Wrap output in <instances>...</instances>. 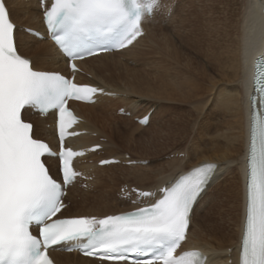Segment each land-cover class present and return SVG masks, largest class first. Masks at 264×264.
<instances>
[{
  "label": "bare ground",
  "instance_id": "bare-ground-1",
  "mask_svg": "<svg viewBox=\"0 0 264 264\" xmlns=\"http://www.w3.org/2000/svg\"><path fill=\"white\" fill-rule=\"evenodd\" d=\"M165 3L167 10L154 12L151 21L144 22L146 35L128 49L90 58L81 64L91 76V83L107 88L116 98H102L92 106L77 108L85 120L84 128L98 137L79 138L73 144L88 146L100 139L106 143L102 142V154L87 160V163L92 161V165L80 161L81 169H86L94 179L88 184L87 191H80L77 186L71 188L67 198L71 204L64 216L103 217L130 212L133 206L102 209L101 204L90 206V200L105 202L110 198L125 205L126 201L111 198L107 191L119 179L122 180L118 184L120 188L127 185L152 191L167 186L195 167L215 164L218 176L193 210L183 249L202 252L207 257V264H239L238 242L245 209L244 158L251 124L249 98L253 94L252 59L264 44V0H165ZM6 4L19 29L41 28L36 1L6 0ZM19 29L16 32L17 47L22 55L33 61L36 69L65 70L63 59L50 43L39 42ZM252 33L259 37L256 45H250ZM94 63L97 67H93ZM142 98L148 100L142 101ZM119 108L130 114L129 118L118 116L125 123L150 112L148 127L160 116L159 125L153 128L147 143L159 139L187 141L191 136L190 146L173 151L176 156L182 153V158L174 155L166 166L136 164L125 167L120 164L95 167L99 158L129 155L114 150L112 154L107 153L106 144L115 146L116 140L124 142L125 133L133 137L131 129L111 127V134L106 135L103 128L98 127V122L101 123L98 118H107L109 110ZM199 118H204V122H198ZM26 120L34 124L37 138L51 141L52 133L45 128L50 117L43 121L29 115ZM135 126L139 130L145 129ZM48 160L51 173L56 175V164ZM129 161L144 160L131 157ZM112 169L120 170L119 177L100 174ZM238 176L240 180L237 181ZM147 180L155 182L143 188ZM215 184H219V188L211 194ZM56 258L64 264H95L75 255H56Z\"/></svg>",
  "mask_w": 264,
  "mask_h": 264
},
{
  "label": "snow or ice",
  "instance_id": "snow-or-ice-1",
  "mask_svg": "<svg viewBox=\"0 0 264 264\" xmlns=\"http://www.w3.org/2000/svg\"><path fill=\"white\" fill-rule=\"evenodd\" d=\"M39 3L51 40L69 61L128 47L143 34L146 15L167 10L165 0ZM256 65L249 98L240 264H264V61ZM70 66L76 70L74 63ZM102 91L77 85L59 73L36 70L18 49L15 26L0 0V264H53L48 255L50 249L56 250L53 246L112 264H205L200 253L177 254V250L186 239L194 205L218 176L215 164L195 167L159 189L161 195L154 203L131 212L53 219L65 207L66 187L79 175L73 160L84 155L65 146L68 135H78L68 131L77 123L68 101L93 102ZM28 107L44 117L54 114L58 153L36 137L32 123L25 122L23 110ZM46 158L58 166L62 182L51 175ZM133 191L139 198L153 196L149 191Z\"/></svg>",
  "mask_w": 264,
  "mask_h": 264
},
{
  "label": "rangeland",
  "instance_id": "rangeland-1",
  "mask_svg": "<svg viewBox=\"0 0 264 264\" xmlns=\"http://www.w3.org/2000/svg\"><path fill=\"white\" fill-rule=\"evenodd\" d=\"M94 64L95 65H93V67H97V63H94ZM146 99L147 98H142L141 100L142 101H147L148 99L147 100ZM116 112L117 111L115 109L114 110L111 109V110L108 111V114H107L108 116L106 115L107 118L106 117H103V116H102L103 117L102 119L101 118H98L99 120H101V123H99L100 121L98 122L99 129H102L103 128L102 130L104 131V133L106 135H110L111 134V132H112L111 131V127H120V128L125 129L127 131L129 129H131L132 130L131 133H133V137H131L130 135H128V134L125 133V134H123V137H124L123 140H124V142L121 143L120 141L116 140L117 145H115V146L113 144H108V145L106 144V148L108 149L107 153H111L112 154V150H114V152L116 151V153H119V154L122 153V152L128 153L130 155V157H132V158H135L137 160H144V161H146L147 164L146 165H142L143 167H146L148 165H155V164H160V165L166 166V162L168 161V159H171L175 154H177V153L174 154L173 151H176V152L177 151H182L185 147H189L190 146L189 144L192 141V137L191 136H190L189 140H187V141L178 140L177 142H175V141L174 142H171V141L159 139L157 141L158 144H157V142H154L156 144L152 143L154 145L153 146L151 143H147V142H149L148 139L152 135L151 132L154 130L153 128H157V126L159 125L160 116L159 117H155L153 119L154 121L151 122L152 124L150 126L145 127L144 130H139L135 126L136 125L135 124V121H128L126 123L123 122V121H120L118 119V115H117ZM108 118H110V119H108ZM157 118H159V119H157ZM198 122H201V123L204 122V118H199ZM47 128H48V126L46 125V129ZM140 138H141L142 143L139 140ZM108 146H110L111 149ZM157 151H159L160 154ZM182 155H183L182 153H179V155H177V156L175 155V157L182 158ZM157 156H160V157H157ZM154 157H157V158H154ZM112 170L110 172H109V170H107V171H104V172H102L100 174L102 175L104 173L103 174V177L113 176V175H115L116 177H119L120 170H118V169H112ZM234 175L236 177L238 175V173L235 171V174ZM237 178H239V179H237V181L240 180V177L239 176ZM119 180H118L117 183L116 182L115 183L112 182V183H114V185L113 186H110V188L107 190L108 191V194H110V197L111 198L118 199L117 198V194H118L117 192H118V189L120 188L118 184H120L122 182V180H120V181ZM154 182H155V180H152V181L151 180H147L146 183H144L143 188H146V187L151 186ZM133 184L135 186H139L138 184H136L134 182H133ZM218 185L217 186H216V184L214 185V188L210 191L211 194H213L214 192H216L218 190V188H219ZM88 187L90 188V185H88ZM126 202L127 203L124 205V204L118 203L117 201H115L113 199H110V198H108L107 201H105V202H100L98 200H92L91 199L90 200V206L98 207L101 204L102 207L100 206V208H102V209L103 208L104 209L105 208L108 209L109 207H112V206H119V207H126L127 206L128 207L129 206L128 205V202H130V201L127 200ZM202 207L203 206H201V208ZM199 211H200V209L198 210V212Z\"/></svg>",
  "mask_w": 264,
  "mask_h": 264
},
{
  "label": "water",
  "instance_id": "water-1",
  "mask_svg": "<svg viewBox=\"0 0 264 264\" xmlns=\"http://www.w3.org/2000/svg\"><path fill=\"white\" fill-rule=\"evenodd\" d=\"M256 95L258 96V93Z\"/></svg>",
  "mask_w": 264,
  "mask_h": 264
}]
</instances>
